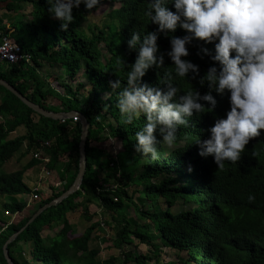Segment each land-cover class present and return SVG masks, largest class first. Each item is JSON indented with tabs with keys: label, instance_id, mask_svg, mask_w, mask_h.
Returning <instances> with one entry per match:
<instances>
[{
	"label": "trees",
	"instance_id": "16d2710c",
	"mask_svg": "<svg viewBox=\"0 0 264 264\" xmlns=\"http://www.w3.org/2000/svg\"><path fill=\"white\" fill-rule=\"evenodd\" d=\"M106 4L120 7L105 16L103 25H85L86 17ZM25 5L32 9L29 16L21 14ZM0 6L18 16L9 25L0 17V41L13 33L15 43L30 57V62L16 64L0 60V79L43 109L54 113L78 112L90 125L87 168L80 190L43 211L8 246L13 264H117L114 256L101 261L99 249L89 247L94 231L101 230V223L92 225L81 235L69 236L74 229L69 215H76L82 207L84 212L80 215L90 221L89 206L94 202L111 215L120 250L133 241L148 248L146 254L126 252L122 264H152L153 261L154 264H264V130L250 139L235 164L225 162L218 169L211 156L198 155L196 142L209 138L208 130L217 119L225 118L230 107L227 92L221 96L212 91L217 102L214 110L186 118L187 126L178 127V141L170 153L165 152L157 128L154 135L160 155L153 161L135 150V133L146 118L141 115L126 123L116 107L119 92L127 87L125 74L138 55V50H130L127 45L133 31L141 34V43L144 34L156 32L157 55L163 56V64L150 68L140 83L163 89L168 74L173 86L178 88L177 97L189 87L201 95L209 92L207 84H199V78L210 67L219 69L210 58L214 55V44L193 40L186 45L189 56L185 59L198 66L199 76L180 80L171 72L174 65L167 56L171 50L170 36L158 32V26L142 15L146 0H100L98 7L91 11L81 4L73 8L74 19L67 31H62L61 22L48 13L46 0H0ZM167 7L175 12L171 4ZM186 34L179 26L171 33L178 38ZM202 48H207L210 55H204ZM117 56L122 61L119 71L115 69ZM45 64L63 68L72 81L84 69L91 89L86 91L87 85L82 82L73 86L60 81L58 85L63 92L59 91L48 82L51 75L59 80L57 75L39 74ZM117 78L121 80V88L112 89L109 81ZM105 93L109 97L102 100ZM0 95V168L19 152L21 159L38 152L49 158L44 164L43 159L33 156L16 172L0 173V195L12 198L11 203L3 205L12 218H0V264H8L3 252L5 243L31 219L27 216L12 222L27 207L15 198L32 194L38 196L36 200L40 199L39 192H33L23 182L24 173L43 164L50 174L58 171L63 189L43 201L40 208L60 197L74 184L79 172L82 130L80 120H53L35 113L3 86H0ZM205 107L211 106L205 103ZM109 116L116 125L107 121ZM20 129H24V134L10 137ZM111 139L120 141L117 153L104 146ZM66 154L67 163L61 167V159ZM182 180L184 183L179 186ZM112 181L116 186L111 185ZM82 197L86 198L85 203H79ZM188 204L194 207L188 209ZM131 207L135 209L134 217L126 214ZM53 224L62 228L54 236L42 237V231L51 230ZM22 238L27 243L34 242L33 261L18 250ZM163 248L174 252L175 260L164 263ZM181 252L186 257L180 256Z\"/></svg>",
	"mask_w": 264,
	"mask_h": 264
},
{
	"label": "clouds",
	"instance_id": "9594fccd",
	"mask_svg": "<svg viewBox=\"0 0 264 264\" xmlns=\"http://www.w3.org/2000/svg\"><path fill=\"white\" fill-rule=\"evenodd\" d=\"M46 3L48 13L61 22L62 31H67L74 19L73 8L83 4L91 11L100 0H46ZM168 4L175 12L168 9ZM142 15L158 26V32L170 36L171 50L167 56L174 65L171 72L180 80L199 76L198 66L185 59L189 56L186 45L193 40L214 44V55L207 48L201 52L210 55L219 69L210 67L199 78V84H207L209 88L203 95L189 87L177 97L178 88L168 74L163 89L141 84L150 68L163 64V56L157 55L156 32L144 34L141 43V34L133 31L127 45L130 50H138V55L125 74L127 87L119 92L116 107L126 123L141 115L146 118L135 133V150L153 161L159 159V142L154 135L158 127L162 144L174 145L178 141V127L187 126L186 118L214 110L217 102L212 91L221 96L227 92L230 107L225 118L214 122L208 130V139L196 143L198 155L211 156L218 169L225 162L237 163L250 139L264 130V0H146ZM178 26L187 33L182 38L171 35ZM121 66V58L117 56L115 69L119 71ZM109 86L119 89L121 80L109 81ZM205 103L211 107L206 108Z\"/></svg>",
	"mask_w": 264,
	"mask_h": 264
},
{
	"label": "rangeland",
	"instance_id": "374dc122",
	"mask_svg": "<svg viewBox=\"0 0 264 264\" xmlns=\"http://www.w3.org/2000/svg\"><path fill=\"white\" fill-rule=\"evenodd\" d=\"M120 6L119 5H110V4H106L104 6H102L98 11L90 14L89 16L86 17V22L85 25L87 24H93V25H103L104 23V19L105 16L110 13L111 11L118 9ZM31 7L28 5L24 6V9L21 11L22 15L25 16H29L30 15V11H31ZM17 14L16 12H8L6 11L3 6H0V17L4 20V23L9 25L11 22H13V20L17 19L16 18ZM8 39H10L12 42H15L13 33L9 34L8 36H6ZM101 49L103 51V54H107V51L104 49V46L101 45ZM42 77L46 76V75H57V77H59V80L55 77H53L52 75L48 78V82L53 85L54 87H56L59 91L63 92L62 87H60L58 85V82L60 81H67L68 83H70L71 85L75 86L76 83H85L87 85L86 91H89L91 89L90 83L88 82V79L84 76L85 74V70L81 69L80 72L78 73L75 81H72L70 78H68L65 73L63 68H57V67H53L50 65H44L41 69H40V73H39ZM57 79V80H56ZM83 95H87L86 92H83ZM109 97V93H105L102 97V100H106ZM0 100H2V98H0ZM50 101V100H49ZM107 107L104 108V112H106ZM78 116V115H76ZM107 121H112L113 125H116V121L114 120V118H111L110 116L107 118ZM24 134V129H20L16 135L13 133L10 135V137H15L17 135H22ZM106 134V133H105ZM104 134V135H105ZM98 143H96L97 145ZM101 145V144H100ZM104 146L107 149H110L111 151H114V153H117L120 150V141L118 139H111L108 140L107 142L104 143ZM164 150L166 153H170L174 148H175V144L172 146H168V145H164ZM24 151V148H23ZM21 156V153H16L15 156L8 161L2 168H0V173H5V174H10L13 172H16L17 170H19L22 166V164L24 162L30 161L31 158L34 156L33 153H30L29 155H27L25 158H23L22 162L18 163V157ZM68 154L64 155V157L61 159V166L64 165L65 163H67L68 160ZM145 160L142 161V163H144ZM43 167V165H42ZM41 166H38L35 168L36 173V179H39V182H42L44 180V183L42 185L45 184V182L48 180L49 182V186L50 188H52L54 185H60V178H59V172L55 171L53 173H51L49 176L47 174V170L45 168V166L42 168ZM142 169H139V171H141ZM103 175L100 174V178H102ZM35 179V182L37 183V180ZM50 179V180H49ZM156 181V180H154ZM183 180L180 182L179 186H181L183 184ZM111 185H115V182L112 181ZM116 186V185H115ZM113 186V187H115ZM38 188V187H37ZM47 185L43 186L42 189L40 190L39 188V192L44 193L45 191H47ZM135 187H132V190H134ZM143 187L141 186L140 189H142ZM7 198H10V200L8 201ZM0 218H4L7 219L9 218L8 216H11L10 214L6 213L3 207V203L4 201H2V199H6V201H8L9 203H11L12 198L8 197V196H1L0 195ZM16 199V198H15ZM116 201V198L114 199ZM86 202V198L82 197L79 201V203H85ZM7 202H5L6 204ZM181 208H183V205H180ZM188 209L191 207H194L193 204H188L186 206ZM163 208V207H162ZM83 208L79 207L77 210L76 215H69V219L73 222L74 224V231L75 233H71L69 236L70 237H76L78 235H81L82 233H84L87 229H89L92 225H95L96 223H101V230L96 229L94 231V234L92 236V239L89 243V247L90 248H96L99 249L100 251V255H99V259L101 261H104L106 259H108L111 256H114L117 258V264H122L123 262V256L126 252L128 251H132L134 254H146L148 251L147 246L145 245H140L137 241H133L131 245H125L122 250H120L118 248V245L115 241L116 236V228L114 223L111 221V215L106 213V210L104 208H101L99 206L98 203H92L89 206V214L92 216V219L89 221L87 220L85 217H83L82 215H80L81 213H83ZM127 215H131V216H135V209L134 207H131V209L129 208L126 211ZM12 218V217H10ZM9 218V219H10ZM109 223V224H108ZM54 225V230L51 233H49V235L54 236L57 232H59V230L62 228V226L60 225ZM43 236L46 235V233L42 234ZM17 248V247H16ZM33 249H34V242L30 241L29 243L26 242V240L24 238H22L21 243L18 245V250L21 254L25 255V257H28L30 261H33ZM17 253V251L15 252ZM180 256L182 257H186V253L185 252H181ZM163 262H168L171 260H175V256H174V252H170L167 248H163V255L162 258ZM152 264H154V261L152 262Z\"/></svg>",
	"mask_w": 264,
	"mask_h": 264
},
{
	"label": "water",
	"instance_id": "95a60500",
	"mask_svg": "<svg viewBox=\"0 0 264 264\" xmlns=\"http://www.w3.org/2000/svg\"><path fill=\"white\" fill-rule=\"evenodd\" d=\"M0 86H3L4 88H6L7 90H9L12 94H14L16 97H18L26 106H28L30 109H32L35 113L42 115L46 118H50L53 120H67V119H71L73 117H75L76 115L79 116V120L81 122V141H80V147H79V172L78 175L76 177V180L74 182V184L66 191L64 192L60 197L54 199L52 202H50L49 204H46L44 207H42L37 214L28 222V224L22 228L19 232L15 233L14 235H12L8 241L5 243L4 247H3V252H4V256L5 259L7 261L8 264H13V261L9 255V250H8V246L24 231L25 228H27L35 219L36 217H38L43 211H45L46 209L53 207V206H57L58 204H60L62 201H64L65 199H67L68 197H70L71 195H73L75 192L80 190V187L83 183L84 180V176H85V172H86V168H87V156H86V143H87V138H88V134H89V123L87 121V119L80 113L78 112H69V113H65V112H61V113H54V112H50L47 111L45 109H43L42 107L36 105L35 103H33L31 100H29L28 98H26L24 95H22L21 93H19L12 85H10L8 82H5L4 80L0 79ZM77 117V116H76Z\"/></svg>",
	"mask_w": 264,
	"mask_h": 264
},
{
	"label": "crops",
	"instance_id": "0c3cea01",
	"mask_svg": "<svg viewBox=\"0 0 264 264\" xmlns=\"http://www.w3.org/2000/svg\"><path fill=\"white\" fill-rule=\"evenodd\" d=\"M0 98H1V95H0ZM1 101V100H0ZM22 160L23 159H21V156L20 157H18V163H20V162H22ZM28 162V161H27ZM27 162H24L23 164H22V166L23 165H25ZM38 166H41L42 167V165H38ZM38 166H36V167H38ZM36 167H34V168H32V169H29V170H27L25 173H24V175H23V182L33 191V192H35L34 191V189L36 188V187H38L40 190L42 189V187L43 186H46L47 185V191H45L44 193H41V192H39V196H40V199L39 200H34L33 199V195L32 194H29V195H26V194H22V195H19V196H17V200L18 201H20V202H23V203H26V208H25V210H24V212L23 213H20V214H17V215H15V217H14V219H13V221L12 222H18V221H20L21 219H23L24 217H31V219L37 214V212L41 209L40 208V205L43 203V201H46L47 199H49L50 197H52L53 196V193H55V192H57V191H61L62 189H63V187L61 186V184L60 185H54L53 187L55 188V191L53 190V187L52 188H50V186H49V182H48V180L45 182V184L44 185H42L43 183H44V180L42 181V182H39V179H36V176H35V173H36V170H35V168ZM44 167V166H43ZM42 167V168H43ZM62 167V166H61ZM51 176V175H50ZM35 179L37 180V183L35 182ZM50 180V179H49ZM34 194V193H33ZM8 199V201L10 200V198H7ZM1 200V199H0ZM2 201H4V203L3 204H5V202H7L6 204H8L9 202L8 201H6V199L4 200V199H2ZM40 216V215H39ZM37 218V217H36ZM2 220H5L4 218H1ZM30 219V220H31ZM70 220V219H69ZM70 223H72V225L74 226V224H73V222L70 220ZM74 229H75V227H74ZM74 229H73V231H72V233L74 232L75 233V231H74ZM52 231H55L54 230V225L52 226V229L51 230H49V229H46V230H43L42 231V233H41V235L43 234V233H46V235L45 236H43L42 235V237H46V236H51V235H49V233H51Z\"/></svg>",
	"mask_w": 264,
	"mask_h": 264
},
{
	"label": "built area",
	"instance_id": "2783aa9c",
	"mask_svg": "<svg viewBox=\"0 0 264 264\" xmlns=\"http://www.w3.org/2000/svg\"><path fill=\"white\" fill-rule=\"evenodd\" d=\"M0 60L11 64H16L24 60L30 62V57L22 52L21 47L17 43L12 42L10 39L4 36L0 41ZM73 120L74 122L79 121V116L73 117ZM34 157L43 159L44 164L49 162L48 156L44 155L43 152L36 153ZM47 174L49 175L48 171ZM38 190H39L38 188L34 189L35 192ZM37 198L38 196L33 195L34 200H36Z\"/></svg>",
	"mask_w": 264,
	"mask_h": 264
}]
</instances>
